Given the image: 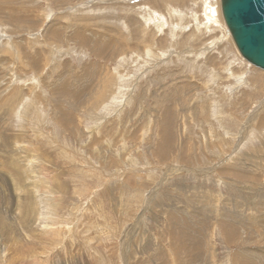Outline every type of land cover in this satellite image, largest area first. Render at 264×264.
<instances>
[{
	"label": "rangeland",
	"instance_id": "1",
	"mask_svg": "<svg viewBox=\"0 0 264 264\" xmlns=\"http://www.w3.org/2000/svg\"><path fill=\"white\" fill-rule=\"evenodd\" d=\"M206 4L0 0V264H264V70Z\"/></svg>",
	"mask_w": 264,
	"mask_h": 264
},
{
	"label": "water",
	"instance_id": "2",
	"mask_svg": "<svg viewBox=\"0 0 264 264\" xmlns=\"http://www.w3.org/2000/svg\"><path fill=\"white\" fill-rule=\"evenodd\" d=\"M220 9L241 58L264 70V0H220Z\"/></svg>",
	"mask_w": 264,
	"mask_h": 264
},
{
	"label": "bare ground",
	"instance_id": "3",
	"mask_svg": "<svg viewBox=\"0 0 264 264\" xmlns=\"http://www.w3.org/2000/svg\"><path fill=\"white\" fill-rule=\"evenodd\" d=\"M166 1V0H165ZM216 1V0H215ZM215 3V2H214ZM219 10L221 11V9H220V1L218 0V4L216 5V4H206V7H205V9H204V12H206L207 14H206V17H208V18H212L213 17V14H215V13H219ZM221 13V12H220ZM222 15V14H221ZM218 16V15H217ZM214 18V17H213ZM220 18V17H219ZM223 18V17H222ZM215 19V18H214ZM222 20V19H221ZM224 22V21H223ZM222 22V23H223ZM208 23H209V21H208ZM224 28H225V24H224ZM225 31H226V28H225ZM228 35V34H227ZM229 37H230V35H228ZM148 41V40H147ZM257 67V66H256ZM255 115H257V113H255ZM43 151V150H42ZM33 162V161H32ZM23 208H26V207H23Z\"/></svg>",
	"mask_w": 264,
	"mask_h": 264
}]
</instances>
